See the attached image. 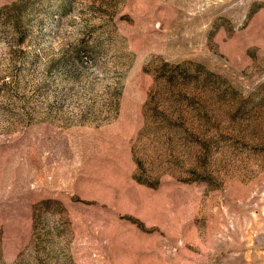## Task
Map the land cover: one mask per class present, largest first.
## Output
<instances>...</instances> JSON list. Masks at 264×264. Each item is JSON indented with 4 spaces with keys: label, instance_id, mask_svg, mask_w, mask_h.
I'll return each instance as SVG.
<instances>
[{
    "label": "rangeland",
    "instance_id": "obj_1",
    "mask_svg": "<svg viewBox=\"0 0 264 264\" xmlns=\"http://www.w3.org/2000/svg\"><path fill=\"white\" fill-rule=\"evenodd\" d=\"M0 264H264V0H0Z\"/></svg>",
    "mask_w": 264,
    "mask_h": 264
}]
</instances>
